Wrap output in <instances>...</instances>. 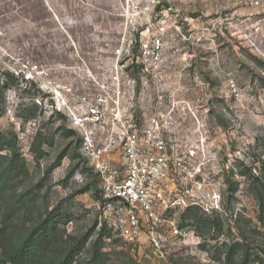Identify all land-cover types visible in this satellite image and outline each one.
Instances as JSON below:
<instances>
[{
    "label": "rangeland",
    "instance_id": "rangeland-1",
    "mask_svg": "<svg viewBox=\"0 0 264 264\" xmlns=\"http://www.w3.org/2000/svg\"><path fill=\"white\" fill-rule=\"evenodd\" d=\"M149 3L136 0L151 11L129 36L166 10L186 35L169 81L191 108L180 135L196 142L204 124L220 210H176L187 236L159 251L118 237L78 133L44 105L43 69L78 93L93 86L122 45L126 0H0V264H58L73 250L74 264H264V0ZM22 249L31 255L17 261Z\"/></svg>",
    "mask_w": 264,
    "mask_h": 264
},
{
    "label": "built area",
    "instance_id": "built-area-1",
    "mask_svg": "<svg viewBox=\"0 0 264 264\" xmlns=\"http://www.w3.org/2000/svg\"><path fill=\"white\" fill-rule=\"evenodd\" d=\"M150 11V6L141 9L136 0H126L122 45L114 51L115 59L102 67V77L92 76L93 86L87 81L78 93L57 85L43 69V92L50 95L44 105L63 113L78 133L82 153L99 179L103 210L114 233L131 244L147 239L159 251L169 239L187 236L170 219L176 210H220L222 197L207 183L201 156L210 144L204 124L197 119L203 130L196 142L180 135L191 108L176 99L167 64L177 55L172 53L176 39L186 40L181 26L172 22L167 10L158 11L139 39L129 36L128 29L144 26L141 20ZM145 92L151 95L150 109L143 105Z\"/></svg>",
    "mask_w": 264,
    "mask_h": 264
},
{
    "label": "trees",
    "instance_id": "trees-1",
    "mask_svg": "<svg viewBox=\"0 0 264 264\" xmlns=\"http://www.w3.org/2000/svg\"><path fill=\"white\" fill-rule=\"evenodd\" d=\"M3 113H0V116H2ZM31 253L26 250L22 249L21 251H17L15 254V259L17 261H23L25 258L30 257ZM76 252L73 250L70 254H68L66 257L61 259L58 264H74L76 262Z\"/></svg>",
    "mask_w": 264,
    "mask_h": 264
}]
</instances>
